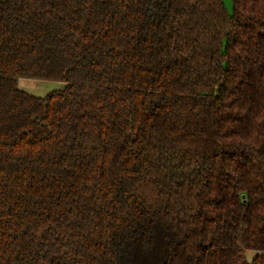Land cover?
Listing matches in <instances>:
<instances>
[{
	"label": "trees",
	"instance_id": "16d2710c",
	"mask_svg": "<svg viewBox=\"0 0 264 264\" xmlns=\"http://www.w3.org/2000/svg\"><path fill=\"white\" fill-rule=\"evenodd\" d=\"M230 11L0 0V264H264V0Z\"/></svg>",
	"mask_w": 264,
	"mask_h": 264
},
{
	"label": "rangeland",
	"instance_id": "374dc122",
	"mask_svg": "<svg viewBox=\"0 0 264 264\" xmlns=\"http://www.w3.org/2000/svg\"><path fill=\"white\" fill-rule=\"evenodd\" d=\"M225 8L227 11L231 12V0H223ZM29 81V84H27L25 91H28L36 96H44L47 92L54 91V90H60L62 88L63 83L62 82H51V81H39V80H32V79H22L20 80V86H24ZM33 85V86H32Z\"/></svg>",
	"mask_w": 264,
	"mask_h": 264
},
{
	"label": "crops",
	"instance_id": "0c3cea01",
	"mask_svg": "<svg viewBox=\"0 0 264 264\" xmlns=\"http://www.w3.org/2000/svg\"><path fill=\"white\" fill-rule=\"evenodd\" d=\"M21 80H22V79H21ZM19 81H20V80H19ZM19 81H18V82H19ZM24 83H26L24 86H22V87H21L20 85H19V86H20V88H21L22 90L25 91V88H26L27 84H29V81L24 82ZM19 84H20V82H19ZM30 85H31V84H29V86H30ZM32 86H33V85H32ZM26 92H27V91H26Z\"/></svg>",
	"mask_w": 264,
	"mask_h": 264
},
{
	"label": "water",
	"instance_id": "95a60500",
	"mask_svg": "<svg viewBox=\"0 0 264 264\" xmlns=\"http://www.w3.org/2000/svg\"><path fill=\"white\" fill-rule=\"evenodd\" d=\"M242 198L244 199V198H245V196L243 195V196H242Z\"/></svg>",
	"mask_w": 264,
	"mask_h": 264
}]
</instances>
